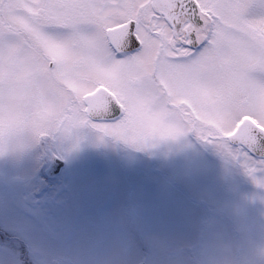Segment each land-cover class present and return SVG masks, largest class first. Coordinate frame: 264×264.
<instances>
[{
  "label": "snow or ice",
  "instance_id": "obj_1",
  "mask_svg": "<svg viewBox=\"0 0 264 264\" xmlns=\"http://www.w3.org/2000/svg\"><path fill=\"white\" fill-rule=\"evenodd\" d=\"M248 7L0 0V136L112 117L109 134L140 142L194 131L249 175L264 170V84L249 75L264 72V18H246Z\"/></svg>",
  "mask_w": 264,
  "mask_h": 264
},
{
  "label": "rangeland",
  "instance_id": "obj_2",
  "mask_svg": "<svg viewBox=\"0 0 264 264\" xmlns=\"http://www.w3.org/2000/svg\"><path fill=\"white\" fill-rule=\"evenodd\" d=\"M248 2L246 18H264V0ZM249 75L257 83L264 84V72L253 71ZM32 130L34 128L26 126L7 134V144L4 148H1L0 136V229L6 234L5 237L0 234V264H53L54 255L59 257L58 264H66L62 255L68 251L65 246L69 234L64 230L66 227L68 230L72 225L71 222L67 226L62 219L65 207L69 209L67 203L59 198L57 201L44 203L42 208L32 210L22 201L19 191L13 192L19 196L10 197L11 190L16 189L13 183L23 180L28 174L31 176L41 172L40 167L36 165H33L34 169L28 166L29 162L33 163V156L27 155V145H24L26 138L23 136L30 135ZM77 135L65 140L67 152L63 157L71 162V165H68L60 178L66 177L73 188L83 182L87 184L80 197L89 196L87 201L90 208L87 209L96 210L91 211V217L99 226L96 233L102 237V244L99 243L97 248L87 246V252L112 243L122 245L127 251H134L139 249L138 245L142 241L149 247L146 253L151 254L160 246L161 240L173 244L191 243L201 236L207 224L228 223L234 208H244L252 218L264 217V187L261 186L264 184V170H257L253 175H249L245 169L243 172L239 171L236 169L234 156L215 143L210 142L220 150L226 151L230 157L229 164H221L223 167L217 166L205 156L203 158L197 152L196 146L183 134L175 137H150L135 142L140 153L127 154L126 150L124 154L130 168L129 178L135 183L143 184L142 190L139 189L138 194L131 200L136 226V231L131 234L132 241L122 222V203L109 200L99 204L96 200L98 186H92L100 183L102 179L117 176L115 171L110 169L108 162L111 159H104L98 151V146H106L104 153L108 151L109 158L114 149L107 150L110 144L100 136L91 135L82 139ZM152 162L166 173V177L170 176L177 181L190 195V200L174 188L165 187V180L154 172ZM10 182H13V185ZM32 211L49 215L54 226L46 229L48 222L37 221L35 216L31 215ZM74 234L77 235L75 232ZM34 236L42 239L43 243L37 240L41 244L33 245ZM38 257L44 259L40 260Z\"/></svg>",
  "mask_w": 264,
  "mask_h": 264
},
{
  "label": "flooded vegetation",
  "instance_id": "obj_3",
  "mask_svg": "<svg viewBox=\"0 0 264 264\" xmlns=\"http://www.w3.org/2000/svg\"><path fill=\"white\" fill-rule=\"evenodd\" d=\"M115 115L120 116L119 112H117ZM120 118H122V116H120ZM115 123H117V120L109 117L106 118L103 122L94 120L90 123L71 126L55 125L46 126L43 128L30 126V128H34V130H32V133H30V135L28 136H23V138H26L24 145H27V155L30 156L32 154L33 156L34 164L32 162H29L28 166H32L30 168L34 169L33 165H36L37 167H40L41 172H38L31 176L28 174L23 180H17V182L15 183L10 182L11 185L14 184L16 187L15 190H11L12 194H10V197L19 196L17 195V193L13 194L14 191H19L22 201H24L27 206H30L32 210L35 208H42L44 207V203H47L49 201H57L59 200V198L63 200L62 202L67 203L69 209L67 210L65 207V211L62 212V219L63 223L66 222L67 226L70 225L71 222L72 225H70V227L68 228L69 231L67 230L66 226V229L64 230L66 234H69V236L66 238V242H68L65 246L67 247L68 251L67 253H65V255H62V260H64V263L66 264H75V262H72L73 254L87 252V246L91 245L92 247L90 248H97L100 244H102V237L100 236V234L96 233L97 231H99V226L95 224L94 219H92L91 217V211L96 210L87 209V207H89L87 201L89 196H85L84 198L80 197V193L83 192L87 184L83 182L73 188L72 184L68 182L66 177L60 178L63 171L68 167V165H71V162L67 161L63 156H65V153L67 152V147L64 145L65 140H68L69 137L71 138L72 135L78 134L77 136L82 139L87 136L97 135L109 142L110 145L109 147H107V150H109V148L114 149V152L111 154V158H109L108 151L104 153V148L106 146H104L103 148L101 146H98L100 155L103 156V158L106 160L111 159V161L108 162L110 164V169L113 172L115 171V174L117 176L113 178L102 179L100 183L97 182L92 186H98L96 200H98L99 204L109 202V200L111 202L119 201L122 203V222L127 228L128 234L130 235V240H132L133 238V235L131 236V234H134V232L136 231V226L134 223V211L131 200L134 195L138 194L139 189L140 191L142 190L143 184L141 182H139L140 184L135 183L129 178L130 168L128 167V164L124 159V154L126 150L127 154H135L136 152L140 153L141 151L140 149L136 148L137 144L135 143V141H130L122 137L120 138V136L109 134L103 130L104 126L114 125ZM183 135L196 146L195 148L197 152L200 153L203 158L205 156V158L211 159V161L213 160L214 163H216L219 167H223L224 164H229L230 157H228L226 151L220 150V148L213 146L212 144H210V142L206 143L205 140H201V138L194 131H187L183 133ZM6 144V135L1 136V148H4ZM233 150H235L234 146ZM52 156L58 157L64 163L59 173L55 176H51L48 171L53 161ZM234 160L237 165L236 169L242 171L244 167L242 166L240 160L238 161V159L236 158H234ZM151 164L153 166L154 172L158 174L161 179L165 180H162L165 187L169 186L171 188H174L176 192H181L182 195H185L186 197H188V199L190 198V195L183 190V188L178 184L177 181H175L170 176L166 177V173L163 172V170L158 167L155 162H152ZM222 180L225 182L224 179ZM31 215H34L35 217H33L37 219V221L46 220L48 222V224L45 225L46 229L54 226L52 224L51 217L47 214L43 215L40 212L32 211ZM97 220L99 221V219ZM125 222H127V224ZM74 232L77 233L78 236L76 234L73 235ZM0 234H4V237L6 236V234L1 231V229ZM72 239L74 240L72 241ZM37 240H40L42 242V239L35 238L32 244L35 246L40 245L41 243ZM22 243L24 244L23 241ZM138 246L139 249H142L144 252H147L149 249V247L142 243V241ZM73 247L74 252L72 253ZM38 259L43 260L44 258L38 257Z\"/></svg>",
  "mask_w": 264,
  "mask_h": 264
},
{
  "label": "clouds",
  "instance_id": "obj_4",
  "mask_svg": "<svg viewBox=\"0 0 264 264\" xmlns=\"http://www.w3.org/2000/svg\"><path fill=\"white\" fill-rule=\"evenodd\" d=\"M58 259L54 255L53 264ZM72 259L75 264H264V217L252 218L244 208H234L228 223L207 224L191 243L161 240L151 254L142 249L127 251L112 243L75 253Z\"/></svg>",
  "mask_w": 264,
  "mask_h": 264
},
{
  "label": "water",
  "instance_id": "obj_5",
  "mask_svg": "<svg viewBox=\"0 0 264 264\" xmlns=\"http://www.w3.org/2000/svg\"><path fill=\"white\" fill-rule=\"evenodd\" d=\"M52 158H53V161H52V164H51L50 169L48 171H49V174L51 176H55L56 174L59 173V171H60V169L64 163L62 160H60L56 156H52Z\"/></svg>",
  "mask_w": 264,
  "mask_h": 264
}]
</instances>
